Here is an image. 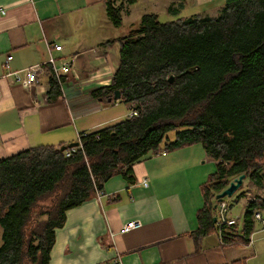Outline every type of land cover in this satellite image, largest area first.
<instances>
[{
    "label": "trees",
    "instance_id": "1",
    "mask_svg": "<svg viewBox=\"0 0 264 264\" xmlns=\"http://www.w3.org/2000/svg\"><path fill=\"white\" fill-rule=\"evenodd\" d=\"M106 5L120 26L123 5ZM114 42L118 69L96 93L107 102L119 90L120 99L138 106L137 115L82 133V147L69 156V149L40 145L0 159V264H50L69 209L103 191L115 174L129 178L150 154L195 144L216 163L203 186L197 238L218 230L215 194L246 174L261 192L247 204L241 230L224 226L221 236L249 241L254 213L264 209V0H225L217 17L162 21L145 14ZM49 72L56 98L60 86Z\"/></svg>",
    "mask_w": 264,
    "mask_h": 264
},
{
    "label": "crops",
    "instance_id": "2",
    "mask_svg": "<svg viewBox=\"0 0 264 264\" xmlns=\"http://www.w3.org/2000/svg\"><path fill=\"white\" fill-rule=\"evenodd\" d=\"M113 2L123 5L120 26L109 18L106 0H0V159L40 145L60 148L80 141L82 133L131 116L133 104L123 99L106 102L103 91L96 93L111 84L120 63L119 44L109 41L137 28L145 14H157L162 21L200 14L217 17L225 4ZM46 41L61 44L63 50L54 54L71 66L56 98L50 97L47 66L32 87L15 81L5 68L8 55V70L13 72L43 63ZM215 171V161L196 144L150 154L133 166L129 178L115 174L100 198L96 193L66 212L64 226L56 229L50 264H264L259 222L248 242L241 235L225 242L217 229L197 238L203 186ZM236 203L228 205L229 215L237 218L241 230L249 200L244 196ZM129 221L140 226L123 232Z\"/></svg>",
    "mask_w": 264,
    "mask_h": 264
},
{
    "label": "built area",
    "instance_id": "3",
    "mask_svg": "<svg viewBox=\"0 0 264 264\" xmlns=\"http://www.w3.org/2000/svg\"><path fill=\"white\" fill-rule=\"evenodd\" d=\"M46 47L48 51V57L43 63L35 64L26 68H23L18 71H9L10 68V60L12 59V55H8L6 61H5V68L7 69V74L11 75L14 74V80L22 83L24 86L32 87L33 85H36L39 83V76L40 73L44 71L45 66L48 67V71L50 70L52 75L54 76L55 80L58 82L60 89L64 87V78L67 75V73L70 71V62L60 60L58 57L55 56L54 50L56 51H62L63 46L59 43H51L49 41H46ZM138 111L133 110L132 115H137ZM82 147V144L80 142V146ZM77 147L70 148L66 155L69 156L73 151H75ZM147 180H144V185L148 186ZM103 195V191H97V197H101ZM216 218H217V226L222 231L224 226H232V225H239L236 217H231L229 215V206L228 203L223 200L222 202L218 203V206L216 208ZM254 219L256 222H259L261 224V228L264 231V209L262 210H256L254 213ZM139 222L136 221H129L126 225H124L122 231L123 232H129L132 229H135L139 227Z\"/></svg>",
    "mask_w": 264,
    "mask_h": 264
},
{
    "label": "water",
    "instance_id": "4",
    "mask_svg": "<svg viewBox=\"0 0 264 264\" xmlns=\"http://www.w3.org/2000/svg\"><path fill=\"white\" fill-rule=\"evenodd\" d=\"M170 80H173V76H171ZM120 98H121V92L119 90H116L115 93L108 98V101L112 102L113 100H118ZM137 108L138 106L134 107L135 110ZM78 146H80V141H74L68 145L61 146V150L65 151L70 148L78 147ZM245 179H246V174H241L238 177L234 178V180H232L229 183V185H227L222 191L216 193L214 196L216 201L215 208H217L218 203L222 202L225 199V197L233 196L242 187ZM214 221L215 222L217 221L216 216L214 217Z\"/></svg>",
    "mask_w": 264,
    "mask_h": 264
},
{
    "label": "rangeland",
    "instance_id": "5",
    "mask_svg": "<svg viewBox=\"0 0 264 264\" xmlns=\"http://www.w3.org/2000/svg\"><path fill=\"white\" fill-rule=\"evenodd\" d=\"M162 20H164L163 18H162ZM126 103V102H125ZM123 105H125V104H123ZM122 107V106H121ZM196 145H199L203 150H204V148H203V146L201 145V144H196ZM205 160V159H204ZM203 159L200 161L201 163H203V161H204ZM232 180H234V178H231V181ZM230 181V182H231ZM229 182V183H230ZM229 185V184H228ZM256 190H258V191H260L259 190V187H257V186H255L251 181H250V179L249 178H246L245 180H244V183H243V185H242V187L237 191V193H235L233 196H231V197H225V201L228 203V205H230V204H234V205H236L237 203H236V199H239L242 195H243V197L245 196V198L246 199H248L249 201L250 200H253V199H256L257 198V194L254 192V191H256ZM242 191V192H241ZM261 192V191H260ZM259 192V193H260ZM238 195V196H237ZM215 198V197H214ZM241 199V198H240ZM215 201V200H214ZM218 227V226H217ZM217 231H219L220 232V234H221V231H220V229L218 228V230ZM2 233H3V228L1 227V225H0V246L2 245V242H3V239H2Z\"/></svg>",
    "mask_w": 264,
    "mask_h": 264
}]
</instances>
